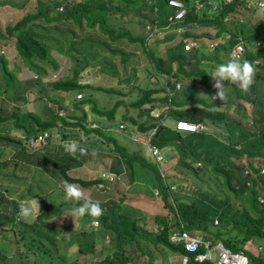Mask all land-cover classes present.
Segmentation results:
<instances>
[{"label":"trees","instance_id":"obj_1","mask_svg":"<svg viewBox=\"0 0 264 264\" xmlns=\"http://www.w3.org/2000/svg\"><path fill=\"white\" fill-rule=\"evenodd\" d=\"M181 1L186 7L185 12L180 18L169 20L167 16L173 13L174 7L167 5L166 0H143V8H147L148 11H135L136 16L148 19L155 25V29L160 30L158 33H146L145 35H133L130 29L114 30L109 26L107 21L112 15L111 8L113 7L110 0H78L71 3L69 0H35L36 8L27 11L24 7L28 0H22L21 4H11L12 7L18 5L22 10L24 9L22 15L13 22L0 23V95L4 97V94L8 100L17 98L20 104H23L26 102L24 93L32 92V89L38 98H45L49 97V91L80 90L89 85L86 80L82 82L80 79L82 74L79 73L80 71H71L70 74L67 71L65 75L53 80L41 79L47 71L54 73L58 69V63L52 55V50L63 52L59 41L67 39L70 45L68 49H72V46L73 52L78 54L93 53L92 50L100 46L106 49L109 55L113 56V60L105 59V56L100 55L101 63L107 64L112 72L118 65L117 67L122 69V75L125 73V64L130 56L139 54L143 49L150 65L149 70L157 77V84L139 86L137 67L132 68L134 76L131 83L138 86L139 93L137 99L134 100V98L129 104L135 105L137 110L136 113L132 111L133 114H127L125 111L122 114V120L128 126L131 125L138 134L154 126L150 142L175 153L173 162L176 173L180 171L190 175V177L187 176L189 178L187 183H178L175 190L169 189L168 183H164L165 177L154 163L151 164V168H147L149 160L138 150L127 151L126 146L107 131L108 127L101 128L95 125L86 127L82 122L85 119L83 108H80L79 116H72L68 112L59 114L56 109L64 108L65 105L61 103L62 99L59 102L55 100V106L48 104L49 106L45 109L47 115L43 118L30 110L20 111V104L19 106L15 104L7 113L0 104V127L5 126L2 121L10 119L14 132L22 136V143H19L17 138H11L7 134L0 135V141L6 140L19 144V148L13 154L20 152V155L27 157L21 147L25 148L26 138L41 131L49 132L45 144L54 140V145H51L54 148L47 152L45 160L46 164L52 163L51 167L46 169L49 170L51 177L61 176L64 181H76L83 186L94 183L96 193L97 190L98 193L105 190L101 184L103 179L100 177L84 180L66 174L68 167L80 164L88 156H79L74 159L65 152L62 144L69 140L68 137H71L69 136L71 128L75 139L78 138L76 141H79L82 146L85 142H94V144L96 142L98 146H101L103 142L106 147L119 152L117 158L126 168L129 180L134 178V173L151 174L153 179L150 181L152 185L158 187L161 206L166 210L155 209L151 215L150 219L155 223V229L147 230L144 215L137 216L142 212L140 205L144 202L141 199L133 198L137 199L133 202V206L138 212H132L129 208L122 206L121 202L124 201L125 195L123 192L115 198L107 197L99 201L104 210L97 224L101 231L94 232L95 228L86 230L87 227L93 228L94 225L90 224L92 220L90 217H85L82 219V224L70 233L67 239V244L75 245L78 257L89 254L94 258V261L89 264H126L128 262L136 264L139 263L137 260L139 254L142 255L147 245L150 244L151 248L169 246L173 250L183 252L179 245L167 240L169 226H178L181 222L189 232L191 229L207 231V226L214 225L208 212L218 214L216 213L218 210L222 213L223 219L221 221L218 219L215 225L221 224L222 230L236 231V234H240V241L250 237L249 239L260 240L264 245V203H259L256 199L257 195L264 198V172H259L260 166L264 164V43L256 47L262 34L257 32L256 25L244 28V22L241 21L244 16L243 10L254 13L253 9L245 6V0H232L229 3L216 0L218 5L213 10L205 6L195 10L192 5L193 0ZM7 4L10 3L0 0V6ZM59 5L61 8H58ZM115 7L114 9L117 10V6ZM229 18L233 20L227 24ZM199 23L213 28V33L191 32L190 30ZM168 26L173 29L180 28L183 36L173 46L168 47L162 56L156 51L152 52L146 41L151 35L154 36V42L156 36L159 41V34ZM202 35L205 37L204 42H217L216 47L223 55L221 62L217 60L211 62L213 57L207 59L203 54L198 55L197 47L183 48V43L187 39L199 40L202 39ZM238 39H241L244 45L243 52L239 54L240 57L249 60L255 67L251 88L247 94H244L237 85L227 82L231 87L227 102L222 103L218 98L213 100L211 97L210 102L206 103L203 101L204 98H198L199 96L195 94L194 85L198 82L205 86L214 83L208 74L210 73L209 68L214 63L219 64L230 59L233 56V52H230L231 47ZM129 44H132L130 48ZM249 45L255 46L250 49ZM136 47L138 50H135ZM15 57L19 58L20 63L15 60ZM162 57L168 58L164 60ZM87 60L88 57L83 58V67L88 64ZM22 64L35 76L34 79H19L16 76L15 70L19 69ZM170 76L184 82L179 85V88H174L169 80L159 84L160 77L167 79ZM98 88L114 91V88L103 86ZM82 98L78 100L82 101ZM118 102L116 99L113 107H116ZM233 102L241 103L243 112L247 111V115L244 112V119L241 116L233 118L223 115L220 105ZM151 110H157L160 117H154L150 113ZM169 116L175 118L172 124L167 122ZM176 119L211 121L213 125L220 124V127H217L219 132L208 131L205 128L200 131L182 132L174 126ZM51 130L55 131L57 137L55 135L52 137ZM79 130L83 132V137H79ZM43 146L37 147L36 150ZM256 157L263 159L261 165L253 164V159ZM244 168L247 169V173H243ZM204 172H208L217 181V190L208 189L206 181H203L206 182L205 186L195 185V181L202 179L201 174ZM246 181H249V185ZM5 190L0 189V209L10 206L12 218H14L19 210V203L10 199L5 194ZM179 192L183 193L181 194L183 196L178 204ZM192 194L197 195L195 200L186 202ZM210 194L213 195L210 196ZM229 196H241L245 201L254 200L257 203L254 205L257 217L240 220L239 217L236 219L234 213L229 215ZM62 204L72 206L71 203L60 201L53 206L54 210ZM6 210H0V219L10 217ZM44 213L41 211L39 216L29 222L20 219L21 226L24 224V230L20 236L25 239L22 242L25 246L23 245L22 249L18 248L13 254L18 260H10L6 253L0 251V264H63L65 259L63 254L57 250L58 246H55V242L59 240L57 239L58 232L64 228H61L63 226L59 224L58 228L48 225L43 228L45 226L40 220ZM27 227L34 232L33 244L30 239L31 233L26 234ZM56 229L59 231L56 232ZM50 230L53 232L50 233ZM103 236L110 241L107 246L103 243ZM224 243L230 245L231 249H242L248 252L243 247L245 243L234 245L235 243H232L230 239H226ZM30 255L34 258L28 263L26 258ZM76 257L69 260L67 264H77L78 257Z\"/></svg>","mask_w":264,"mask_h":264},{"label":"rangeland","instance_id":"obj_2","mask_svg":"<svg viewBox=\"0 0 264 264\" xmlns=\"http://www.w3.org/2000/svg\"><path fill=\"white\" fill-rule=\"evenodd\" d=\"M8 1L10 4H7L5 6H0V23L4 24L7 22H13L15 19L19 18L20 15H22L23 11L27 10H34L36 8L35 0H28L26 6L22 10V8L18 5H15L12 7V3L14 4H21L22 0H4ZM73 2L77 0H71ZM110 3L112 4V15L109 17L107 24L114 28V30H121V29H130L131 34H143L145 35L148 33L149 29H152L154 27V24L149 21L148 19L144 17H137L135 11H148L147 8H143V0H133L131 2H128L127 0H110ZM115 10L114 8H116ZM254 13H250L248 11L243 10L244 16L241 21L244 22V28L249 26H257V32L264 35V15L262 12L258 10H253ZM233 19L229 18L227 21V24L229 22H232ZM246 26V27H245ZM180 28L176 27L173 29V27H165L161 33L159 34L160 40L158 41L155 38L154 42V36H149L147 38V44H149L150 50L156 51L157 54H161L162 56L165 53V50L173 46L182 36L183 32L182 30H179ZM191 32H195L196 34H205L206 32L213 33V28L208 27L204 23H199L196 25V27L190 30ZM260 35L259 43L257 42V46H260L264 43V36ZM203 36V35H202ZM67 38V37H66ZM204 36L202 39L197 40L196 38L193 40H196L199 42V46L197 54L201 56V54L204 55L205 58H211V62H215L216 60L218 62H221V57H223L220 49L216 47V43L212 41L209 45V42H204ZM192 39H187L186 41H190ZM125 40L123 41L124 44ZM69 40H62L59 41V46L62 47L63 52H55L52 50V55L56 59L58 63V69L53 73L50 71H47L45 76H42V80H53L57 77H60L62 75H65L67 71L70 74L71 71H80L79 73H82L80 76V79L82 82L86 80V82L89 84L87 86L82 87L80 90L75 89H69L66 91H60V90H54L49 91L48 96L49 97H41L38 98L34 90L26 91L24 93V96L26 97V102L23 104H20V102L16 99H7V97L3 94L4 97L0 95V104L4 108V112L9 113L13 106L17 104L20 111L23 110H30L32 112H35L36 114L40 115L41 117H45L46 114V107L51 105L55 106V100L61 101L65 105L64 108H57L56 112L59 114H64L65 112H68L69 114H72V116H79L80 114V108H83L85 111V119L82 121L84 122L86 127H89L91 125H95L98 127L103 128L108 127L107 131L112 133L116 137L117 140H119L121 143H123L127 148L130 150H138L143 154L147 160V164L145 166L151 168V164L153 163L150 161V158L148 155L144 153V147L143 145L133 141L129 136L124 132V130H128L127 128H124V121L122 120V114L127 111H133L136 113V107L133 104H129L134 98V100L137 99V95L139 93V88L137 85L131 83L133 80V73L132 68L137 67L136 71L138 74L137 83L139 86H145L151 85V84H157V77H150V74L147 73V70L150 69V65L148 64L146 60V56L144 55L143 49L142 52L139 54L131 55L128 59V62L125 64V73L122 75L121 68H118L115 66L114 71L112 72V69L108 67L107 64L101 63V57L100 55L105 56V59L107 58H113V56H110L108 51L106 49L102 48L101 46L95 47L92 51L93 53H87L83 52L82 54H78L76 52H73L72 49H68ZM58 45V44H57ZM132 44H129V48ZM212 45V46H211ZM250 46V45H249ZM255 46V45H254ZM250 46V49L252 47ZM70 48V47H69ZM128 48V47H127ZM232 48V47H231ZM135 50H138V47L135 48ZM137 52V51H135ZM168 52V51H166ZM232 52V49L230 50ZM234 55V54H233ZM169 56V55H167ZM88 57L87 65H84L83 58ZM96 58V59H95ZM164 60H166L168 57H162ZM15 60L19 62V58L15 57ZM113 60V59H112ZM20 63V62H19ZM217 63H214L212 65V68H209L211 71ZM69 69V70H68ZM82 71V72H81ZM112 72V73H110ZM15 74L19 79L23 78H29L34 79V75L32 76L31 71H29L23 64L20 66L19 69L15 70ZM158 75V74H157ZM160 75V73H159ZM172 77V76H171ZM173 78V77H172ZM211 78V76H210ZM164 77L159 78V84L165 83ZM212 79V78H211ZM184 81L181 79H178V87L179 85H182ZM99 86L108 87V88H114L113 90L107 91L103 89H99ZM195 86V94L198 95V98L208 101L211 99L212 96L215 95L216 90L212 87V85L207 84V86L197 83ZM175 87V86H174ZM176 87V88H178ZM227 87L231 89L229 86V83H227ZM77 92L81 93L80 97H76ZM214 93V95H213ZM2 94V92H1ZM209 94H211L209 96ZM83 97V98H82ZM4 98V99H3ZM82 101H79L78 99H81ZM118 100V104L116 107H113V103L115 100ZM185 99V97L183 98ZM207 103V102H206ZM49 104V105H48ZM145 106V105H144ZM222 108L223 115L227 117H238L241 116L242 119H244L245 113L248 114L247 111L243 112V108L241 106V103H226L225 105H220ZM214 107V106H211ZM53 111H55L54 108L51 107ZM157 111V110H156ZM157 113V116L160 117L159 112ZM203 120V119H202ZM246 120V119H245ZM167 121H171V116L167 117ZM2 123L5 124L4 127H0V135H9L11 138H17L19 143H22V136L18 135L16 132H14V126L12 125L10 119H6L5 121H2ZM204 128L208 131H215L219 132L217 127H220V124L213 125L211 121L203 120ZM122 124V126L120 125ZM103 125V126H102ZM129 128V127H128ZM70 127L67 131H69ZM71 132L69 133L71 137H68L69 140H77L73 136V130L70 129ZM72 133V134H71ZM52 137L56 133L55 131L51 130ZM79 137H83V132L79 130L78 132ZM47 141V140H46ZM54 140L49 141L48 143H44L45 145H41L43 147L39 149H30L27 145L21 146L23 147L22 152L26 154L27 157L20 155L19 153L13 154V152L17 151V148H19V144L13 143V142H7L0 141V189L5 190V194L8 195V197L12 200H16L19 205L21 203L27 202L31 200L32 198L36 199L40 206V212H45L44 216L40 221H43V225L46 228V226H52L54 228H58V224L63 226L60 229H56V232H58L57 242H55V246L57 247V250L59 253L63 254V257L65 261L63 264H67L69 260L75 258L77 256V251L75 248V245L72 243L67 244L69 239L70 233H72L75 229H77L82 224V219H76L75 217L72 219V217L69 215L72 206L70 205H58L56 209L54 210L53 206L56 205V203L63 201V191H62V184L64 180L61 176L51 177L49 176V172L46 170L49 167H51L52 163L46 164V156L47 152L50 150H53L54 147H51V145H54ZM102 142V141H101ZM86 144V145H85ZM88 145V146H87ZM84 147L88 149V156L86 160L77 166H71L68 167L66 170V174L71 177L80 178L84 180H93L94 178H101V173L105 171V169L108 166V161L110 158V161H113L112 166V172L113 174L117 175V178H115L113 181H105L101 180V184L105 187L103 192H99L97 190V193L95 192L96 187L94 186V183H90L87 186H83L79 184L76 181H68L69 183L78 185L81 187L88 195H90L93 199H99L98 201H102L103 199L107 197L115 198L118 196V194L122 193L124 195V201L121 202L122 206L125 208H129L132 212H138V210L133 207V201L130 197L133 192H137L139 195H145L148 194L149 187L146 180L153 179L151 177V174H143L137 175V177H142L144 182L136 181V182H128L126 183V177L125 179L123 174V165L122 164H114L117 161H119L118 154L116 153L113 155V150H111V147H106L105 144L102 142L101 146H98L95 142L90 143H84ZM91 146V147H89ZM160 153L165 156V159L161 162L166 165L167 170V177L169 175H176L180 178H171L175 179L176 183H181L182 180L184 183L189 180L188 177H190L189 173L184 172H177L175 170V163L174 158L171 156V151H168L167 149H159ZM33 154V155H28ZM255 162L253 164L255 165H261L263 159L261 157H256L253 159ZM243 162V161H242ZM45 163V164H44ZM195 165V164H194ZM159 169L163 170L164 165L161 164V166H158ZM162 173H164L162 171ZM15 175V176H14ZM135 176V175H134ZM188 176V177H187ZM202 179L195 181L196 184H200L202 186H205L206 182L208 184V189H214L217 190L218 183L217 181L208 173L204 172L201 174ZM175 177V176H174ZM123 179V180H122ZM200 179V178H199ZM206 181V182H203ZM52 187L51 191H49V188ZM188 193V192H186ZM20 194H23L22 196H19ZM183 193H180V195ZM213 194H210L212 196ZM197 197L196 194H192L190 198L186 199L187 201H194ZM45 199V201H44ZM94 199V200H95ZM180 199L177 198V203ZM159 201V200H158ZM228 201L230 202V209L228 214L234 213L236 216V219L238 217L240 220H248L249 218L257 217L256 208L254 205L257 203L254 200L247 199L246 201L240 196V197H233L229 196ZM61 204V203H60ZM159 208L161 206V202L159 201ZM179 204V203H178ZM138 206V205H137ZM142 212H140L139 215H144V218L146 219L145 225H150L152 220L151 213H149L148 209H150L149 206L140 205ZM149 207V208H148ZM139 208V207H137ZM6 211L9 212L10 217H1L0 219V251L4 252L8 255L10 260H18L16 257H14L13 254L16 253L18 248L22 249L23 245L22 242L25 241V239H22L20 234H22L24 230V224L21 226L20 217L18 213H15V217L12 218V211H10L12 208L8 206ZM4 208H1L0 210H5ZM44 210V211H43ZM19 212V210H18ZM213 213V212H211ZM216 213L221 214L218 210ZM166 214H169L166 212ZM225 216V215H224ZM173 219V218H172ZM171 219V220H172ZM218 220V218H216ZM223 219L222 216L219 217V220L221 221ZM19 220V221H18ZM24 220V219H22ZM32 220V219H31ZM29 220V221H31ZM262 220V217L259 219ZM26 221V220H24ZM27 221V222H29ZM91 224V222H90ZM19 228H18V227ZM227 227L229 225L227 224ZM95 228V229H94ZM223 226L221 224L217 225H211L207 226V231H204V238H207L211 241H221L224 246L229 247L230 245H225L224 241L226 239H230L232 243H235L234 245H237L239 243L240 245L244 244V249L248 250V252L245 251V254L252 260H255L257 262H262L264 264V245L263 243L258 239H242L240 241L239 237L240 234H236V231L234 230H222ZM88 229H94V232H100V228L98 225H94V227H87ZM220 231V232H219ZM243 229L241 230V232ZM52 233L53 231H49ZM31 233V243L33 244L34 232L29 230V227H27V233ZM190 233L193 235H199L202 237V234L199 230L191 229ZM26 236V235H24ZM198 236V237H199ZM20 237V239H18ZM110 239V238H109ZM103 243L107 246V244L110 243L107 237L103 236ZM25 246V245H24ZM152 245H147V248L143 252V254H139V263L136 264H167L166 262L169 261L170 264H178L179 261V253L176 250L171 249L169 246L164 247H157V248H151ZM231 249V248H230ZM233 249V248H232ZM211 254L215 255V251L211 250ZM78 257V256H77ZM76 257V258H77ZM34 256L30 255L29 258H26L27 262L30 263L33 260ZM260 259V261H259ZM94 261V258L90 257L89 254L79 256L77 258V264H89ZM148 261V262H147ZM129 264H132V262H128ZM191 264H199L196 262H190ZM26 264V263H22ZM127 264V263H126Z\"/></svg>","mask_w":264,"mask_h":264},{"label":"built area","instance_id":"obj_3","mask_svg":"<svg viewBox=\"0 0 264 264\" xmlns=\"http://www.w3.org/2000/svg\"><path fill=\"white\" fill-rule=\"evenodd\" d=\"M70 3L73 2L69 0ZM78 1V0H77ZM223 3H229L232 0H221ZM167 5L174 7L172 14L167 16L169 20H175L182 16L185 12L186 7L181 0H166ZM246 6L253 7L264 14V0H245ZM192 5L195 10L201 9L205 6L211 10L215 9L218 5L216 0H193ZM58 8H61L59 5ZM151 33L160 32L159 29H155V25L152 29L148 28ZM180 30V29H179ZM211 42H209V45ZM199 43L196 40L185 41L183 43V48L197 47ZM212 46V45H211ZM233 54H240L243 52V44L240 41H237L232 47ZM169 82H173L175 88L178 87V81L170 76ZM81 93L77 92L76 97H80ZM156 115V113H154ZM121 125V124H120ZM122 126V125H121ZM175 127L179 130L186 131H200L204 128V125L201 121H191L185 119H177L175 121ZM194 129V130H193ZM154 131V128L149 130L148 135L143 133L138 134L134 131H130L129 135L133 140L142 141L145 144L150 145L149 150L153 155L156 162H161L163 155L160 153L157 146L150 144L149 136ZM49 136V132L41 131L36 134L29 135L26 139V144L30 149H36L37 147L45 143L46 138ZM259 172H264V165H261ZM243 173H247V169H243ZM117 178L112 172L104 171L101 173V179L105 181H113ZM246 184L249 185V181H246ZM157 193V192H156ZM257 200L261 203H264V198L260 195L256 196ZM217 219L214 218L213 223H216ZM92 225H97L91 220ZM168 239L170 242L180 245L183 250L179 254L178 264H189V262L204 263V264H263L256 262L250 259L243 250H233L230 249L224 244L217 240L211 241L207 238L198 237L197 235L190 234L188 230L183 226L182 223H179V226L168 233ZM211 250L215 251V255L211 254Z\"/></svg>","mask_w":264,"mask_h":264},{"label":"clouds","instance_id":"obj_4","mask_svg":"<svg viewBox=\"0 0 264 264\" xmlns=\"http://www.w3.org/2000/svg\"><path fill=\"white\" fill-rule=\"evenodd\" d=\"M249 8L253 10H257L253 7H249ZM238 41L242 43L241 39H238ZM208 74L211 76L212 80L214 81L212 87L216 90L215 95L212 96L213 100L218 98L222 103H224L227 102V100L229 99V95L231 93V89L227 87V82L237 85L240 91L244 94H247L249 92L255 76V67L249 60L242 59L240 55L237 53L234 54L226 62L217 64ZM174 81H178V79H174ZM173 87H174V83H173ZM155 112L157 111L156 110L150 111V113L154 117H158L157 113L156 115H154ZM174 126H175V122H174ZM186 132H190V131H186ZM62 147L64 148L65 152L74 159L79 158V156H85L89 154L88 149L82 146L81 143L76 140L64 141ZM62 191H63L62 200L65 203L72 204V208L69 214L72 217V219L74 217L76 219H83L85 217H90L94 223L97 224L99 223V218L103 215V211H104L100 206L99 201L94 200L78 185L69 183L68 181L63 182ZM18 215L21 219H24L26 221H29L39 216L40 206L38 201L32 198L27 202L21 203L19 205ZM167 240L169 241L168 234H167ZM233 250H238V249H233ZM178 253L180 254L182 252H178Z\"/></svg>","mask_w":264,"mask_h":264},{"label":"crops","instance_id":"obj_5","mask_svg":"<svg viewBox=\"0 0 264 264\" xmlns=\"http://www.w3.org/2000/svg\"><path fill=\"white\" fill-rule=\"evenodd\" d=\"M147 34H150V31H148V33ZM211 68H212V65H211ZM147 73L148 74H150V77L149 78H152V77H155L152 73H151V71L148 69L147 70ZM32 76H33V74H32ZM35 77V76H34ZM145 85H147V83L145 84ZM32 90H34V89H32ZM203 98H207V97H203ZM211 100V99H210ZM210 100H208V101H206L207 103L208 102H210ZM203 101H205V100H203ZM241 101V100H240ZM242 102V101H241ZM127 114H133V112L132 111H127ZM175 118L174 117H172L171 118V121L169 122V121H167L168 123H170V124H172V121L174 120ZM202 123H203V121H201ZM124 123V128H127L128 130H124V132H126V134L129 136V138H131V136L129 135V132L130 131H134V132H136L137 133V131L133 128V127H131V125H127V123L124 121L123 122ZM122 125V124H121ZM204 125V124H203ZM103 126V125H102ZM129 127V128H128ZM152 128H154L155 129V127L154 126H152V127H150L147 131H145L143 134H145V135H148V133H149V130H151ZM177 130H179V129H177ZM179 131H182V132H186V130H179ZM139 134H141V133H139ZM152 134V133H151ZM151 134H150V136H151ZM150 136H149V142H150ZM88 137H91V136H88ZM78 139V138H77ZM132 139V138H131ZM62 140V139H61ZM88 140H90L89 138H88ZM133 140V139H132ZM119 141V140H118ZM133 141H135V142H137V143H139V144H141V145H143V147H144V153L146 154V155H148V157L151 159V161L157 166V168H158V170L159 171H161V173H162V171L164 172V173H162V175L165 177L164 179V183H168L167 185H168V187H169V189H171V190H175L176 189V186H177V184L178 183H176L175 182V179H173V178H179V177H174L173 175H169L168 177H167V170H166V165L164 164V162L162 163V162H156L155 160H154V157H153V155L150 153V150H149V147H150V145H148V144H145L144 142H142V141H136V140H133ZM120 142V141H119ZM121 143V142H120ZM123 144V143H122ZM150 144H152L151 142H150ZM152 145H154V146H157V145H155V144H152ZM158 147V146H157ZM127 148V147H126ZM158 149H162V148H160V147H158ZM127 151H132V150H130L129 148H127ZM114 153H113V155H115L116 153H119V152H117V151H113ZM171 156H172V158H174L175 159V153H173V152H171ZM111 158V157H110ZM110 158H109V161H108V166H107V168L105 169V171H109V172H112L111 170H112V166H113V161H110ZM165 159V156H163V159L162 160H164ZM85 160H83L80 164H82L83 162H84ZM255 162V161H254ZM253 162V163H254ZM80 164H77V165H80ZM114 164H117V165H119V164H122L120 161H117L116 163H114ZM161 164H163L164 165V168H163V170H161V169H159V167L158 166H161ZM77 165H75V166H77ZM123 165V164H122ZM255 165V164H254ZM264 165V164H263ZM71 167V166H70ZM123 167H124V165H123ZM68 169V168H67ZM66 169V170H67ZM49 171V170H48ZM112 173H114V172H112ZM117 174V173H116ZM115 174V175H116ZM123 174H124V179H125V177L127 178L126 179V183H125V186L127 185V183L128 182H136V181H141V182H144L143 181V179H142V177H137V175H140V173H138V174H135L134 173V178H132L131 180H129L128 179V175H127V170H126V168L124 167V169H123ZM142 175V174H141ZM49 176H51L50 174H49ZM117 176V175H116ZM171 176H173V178H171ZM123 180V179H122ZM145 182L147 183V185H148V187H149V191H148V194L147 195H145V193L143 194V195H139L136 191L135 192H133L132 193V195H131V198H132V201L133 202H135V201H137V199L139 198V199H141L142 200V202H144L143 203V205H145V206H149V204H150V209H148V211H149V213H151V215L153 214V212L155 211V209H159L160 211L162 210V211H166V210H164L163 209V207L162 206H160V208L158 207L160 204H159V201H160V196H159V191H158V187L157 186H154V185H152V182L150 181V180H146L145 179ZM182 182L184 183V181L182 180ZM52 187H50L49 188V191H51L52 189H51ZM157 192V193H156ZM181 196H183V195H180V192H179V196L178 197H180L179 199H182V197ZM133 198H137L136 200H134ZM159 200V201H158ZM44 201H45V199H44ZM258 201V200H257ZM259 202V201H258ZM259 203H261V202H259ZM158 205V206H157ZM134 207V206H133ZM149 208V207H148ZM208 214H209V216H211V217H209V218H212V222H213V220H214V218H218L219 219V217L220 216H222V215H219V214H215V213H209L208 212ZM152 220V219H151ZM181 223V222H180ZM217 223V222H216ZM212 224V223H211ZM213 224H215V223H213ZM178 226H179V224H178ZM178 226H169V229H168V233L170 232V231H172V230H174V229H176ZM146 227V229L147 230H154L155 229V223L153 222V220H152V222H151V224L150 225H147V226H145ZM201 232V234H202V238H204V234H205V232L204 231H200ZM167 233V234H168ZM199 236V235H198ZM199 237H201V236H199ZM167 264H170V262L169 261H167L166 262Z\"/></svg>","mask_w":264,"mask_h":264}]
</instances>
